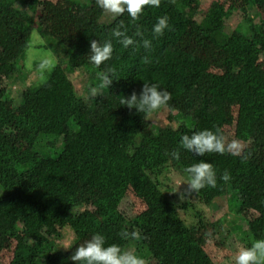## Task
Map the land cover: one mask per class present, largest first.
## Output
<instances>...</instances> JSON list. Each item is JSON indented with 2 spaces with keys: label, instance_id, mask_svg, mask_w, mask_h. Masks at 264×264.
Returning a JSON list of instances; mask_svg holds the SVG:
<instances>
[{
  "label": "trees",
  "instance_id": "trees-1",
  "mask_svg": "<svg viewBox=\"0 0 264 264\" xmlns=\"http://www.w3.org/2000/svg\"><path fill=\"white\" fill-rule=\"evenodd\" d=\"M200 3L161 0L159 8L146 7L138 21L125 12L105 26L98 19L106 12L95 0H0V242L13 247L6 264H75L43 232L66 226L79 238L101 233L107 244L133 248L144 264H213L193 236L199 225H206L201 213L198 224H188L181 212L189 205L176 202L167 184L171 168L184 173L185 167L201 160L216 170L217 186L195 193L199 200L217 206V199H226L234 210L250 207L258 216L243 218L234 230L252 228L257 240L264 239V165L242 154L197 156L180 146L184 134L219 129L225 144L236 139L264 149V140L254 144L255 136L264 138V70L257 69L252 58L261 51L260 43L264 47V34L254 26L246 28L247 14L233 35L227 33L218 1L207 12L210 22L196 21L189 34L226 44L220 57L226 68H237L241 91L231 96L220 90L201 107H191L190 89L205 68L175 45L179 31L193 22L185 10L197 9ZM43 6L58 24L52 32L46 31L38 13ZM72 15L84 23L79 34L65 28L66 22L73 26L68 20ZM161 16L169 18V28L154 37L151 30ZM138 28L143 39L151 41L150 49L135 35ZM114 30L126 32L136 43L124 48L122 38L112 35ZM33 33L38 37L34 44ZM91 40L113 45L111 59L99 67L89 60ZM36 44L53 51V61L46 60L44 67V60L27 57ZM77 70L89 78L81 92L70 78ZM102 74L112 79L109 86ZM17 83L24 88L10 87ZM144 83H157L171 94L165 108L169 119L180 120L177 127L153 123V113L123 105L133 92L139 95ZM120 107L126 111L123 116L118 115ZM224 171L232 177L227 183L219 179ZM74 186L86 197H80V205L89 202L101 216L78 210ZM129 189L147 205L130 218L117 207ZM125 229L140 238H121Z\"/></svg>",
  "mask_w": 264,
  "mask_h": 264
},
{
  "label": "rangeland",
  "instance_id": "rangeland-1",
  "mask_svg": "<svg viewBox=\"0 0 264 264\" xmlns=\"http://www.w3.org/2000/svg\"><path fill=\"white\" fill-rule=\"evenodd\" d=\"M217 1L223 5H220L221 7H219L220 9L218 10V13L224 16L223 19L227 28V33L233 35L232 33L235 31L236 25H238L245 17V14H247L250 17V21L246 23V28L249 29L251 26H254L264 34V2L261 0H200L201 3L199 8L194 10L190 9L188 10L189 13L185 10V13L187 14L186 18L188 20L193 19V22L185 32L179 31L180 36L175 47L186 56H191V58L199 61L201 63V69L205 68V71H203L204 73L194 80L192 88L190 89L192 91L191 95L193 100L191 107L193 108H195V106L196 108L201 107L202 104L210 100L211 96L212 98H215L220 90L226 89L225 92H230L231 96H236L241 91L239 85L242 83L238 84V86L236 83L240 80L237 75V68H226V65L222 62L220 57V53L226 44L215 40L213 37H190L191 35L189 34L193 28H196V21L200 20L201 22L203 20V22H210L207 12L213 11V9L218 6V4L217 6L215 5V2ZM20 7L25 9V7ZM51 12L52 11H50L47 6L39 7L38 9V13L46 26V31L50 30V32L58 28V24L55 25L56 19ZM112 19V15L106 12L100 19H98V21L107 26L112 22ZM68 20H73L74 22L72 23L73 26L71 25L72 28H70L71 26H69V22L65 23L67 24L65 28L70 29L71 35L79 34L84 30V23L77 21L73 15L69 17ZM30 40L32 44L38 42V37H36L35 33L31 35ZM37 44L28 49L27 57L33 61L39 60L41 62L48 59L49 61H53V58H51V52L53 53V51L51 49L40 47ZM259 47L261 51L253 53L252 58L255 67L259 70H264V47L261 46V43L259 44ZM44 76L45 75H42V77ZM70 78L79 92L85 89L89 83L87 75L80 70L71 73ZM27 84L29 83L27 82ZM95 84L99 86L100 82H95ZM10 87H17L22 90L24 85L17 83L10 85ZM228 88L233 90L229 91ZM16 93L17 91H15L14 95H16ZM19 99L20 98L16 99L15 103H17ZM168 111L169 108L164 107L150 115L149 119L153 123L159 125L163 124L177 127L180 124V120L176 117L177 112H174L176 118L169 119L167 117ZM117 112L119 116H123L126 113L124 107H120ZM230 133L232 134L233 132ZM260 137H254L256 138L254 140L255 145L257 144V141L264 140V138L261 139ZM233 141H236L241 146L240 154L249 156V158L255 159L264 165V149L261 151L256 150L254 146L250 145V142H238L236 139H232L231 141L228 140L226 145ZM167 175L170 178H167V184H170L168 186L174 189L171 194L174 196V200L178 203L189 205L187 211L181 212L182 218H185L188 224H198L200 220L198 212H200L206 223V225H199L197 231L193 234L204 254L213 264H234L233 257L238 255L239 249L241 247H250L251 244L257 240L254 237L252 228H245L244 230H234V228L236 225L244 221L243 218H246V220L256 218V216H258L257 212L246 206L241 207L240 210H234L229 206L226 199H217L216 203L218 204V207L208 206L199 200L197 194L194 192H187V178L184 173L171 168L167 172ZM73 188L76 195L74 199L77 201L76 204L78 205V210L86 211L89 209L91 212L99 211L96 208H93L89 202L80 205V199L86 197L82 194L80 187L75 188L74 186ZM193 204L195 207L192 206ZM117 207L124 216L129 218L135 217L147 209L145 201L140 199L130 189L127 190L124 197L119 200ZM102 214V212H98V216H101ZM19 227L22 228L23 224L20 223ZM43 232L46 237L53 241L55 247L65 250L70 259L76 247L91 239V237H77L73 229L69 226L58 228L57 230L45 229ZM127 250L133 251V248L129 247ZM12 255L13 247L8 246L5 242L1 241L0 264L8 263Z\"/></svg>",
  "mask_w": 264,
  "mask_h": 264
},
{
  "label": "clouds",
  "instance_id": "clouds-1",
  "mask_svg": "<svg viewBox=\"0 0 264 264\" xmlns=\"http://www.w3.org/2000/svg\"><path fill=\"white\" fill-rule=\"evenodd\" d=\"M95 2L100 9L110 13L113 18H117L126 12L132 21H138L146 7L159 8L161 4V0H95ZM168 28L169 18L167 16L158 17L151 30L152 35L154 37L163 36ZM112 35L118 39L122 38L120 43L124 48L136 43L124 31L114 30ZM135 35L142 38V45L145 49L151 48V41L143 39V33L139 28ZM90 53V62L94 66L99 67L111 59L113 45L110 41L101 44L97 40H91ZM145 59L147 60V58ZM46 64L47 61L41 67L46 66ZM101 78L108 86L112 83V79L108 74H102ZM171 98V94L166 89L161 88L159 84L144 83L139 95L133 92L122 103L129 108H135L139 113L148 115L167 106ZM180 146L184 150L202 157L206 153L223 155L226 152L230 155L238 156L240 155L241 147L236 141L226 145L219 129L216 132L202 130L193 133L191 136L184 134L181 137ZM172 156L178 159L179 153L174 151ZM183 171L187 178L188 193H198L205 187L214 188L217 186V172L209 162L201 160L185 167ZM231 178V174L228 171H224L219 177L225 183L229 182ZM119 235L123 239L140 238L139 233L135 231L128 232L126 229L121 231ZM71 260L75 264H144V260L134 251L127 250L116 244H107L106 237L101 233L94 234L91 239L76 247ZM233 260L234 264H264V239L254 241L250 247H241L238 255L233 257Z\"/></svg>",
  "mask_w": 264,
  "mask_h": 264
}]
</instances>
